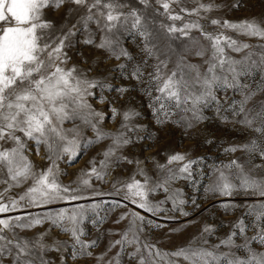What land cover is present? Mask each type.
<instances>
[{"label":"snow or ice","instance_id":"6c2138e0","mask_svg":"<svg viewBox=\"0 0 264 264\" xmlns=\"http://www.w3.org/2000/svg\"><path fill=\"white\" fill-rule=\"evenodd\" d=\"M174 5L179 6L180 0H0V185L5 186L0 191V264H51L49 252L69 249L72 260H91L94 264H122L125 255L135 264H264V251L258 250L264 248V18L237 22L212 18L211 13L221 8L215 0H197L196 7H180L179 12ZM57 12L63 14L59 24L48 18ZM185 16L197 19L186 20ZM202 20L208 23L202 24ZM176 21L183 23L177 25ZM209 27L214 31H208ZM224 30L259 42L240 41ZM193 31L199 35L193 36ZM127 35L136 36L141 44L138 61L124 45ZM161 38L167 40L164 47ZM174 40H186L188 43L181 47L189 54L191 46L198 45L194 55L202 63L193 64L187 56L176 53L169 68ZM78 44L96 52L92 63L78 53L81 63L70 64L73 57L69 51ZM232 53L243 55L236 58ZM108 60L123 62L93 75ZM114 73L136 82L133 87L148 97L161 128L173 123L188 133L204 122V110L212 107L222 123L240 125L248 133L246 142L224 147L223 151L233 156L227 164L205 173L210 181L206 191L225 198L219 205L225 215L243 210L236 220L220 225L205 223L198 235L167 251L157 247L159 240L152 243L144 235L146 228L160 225L139 212L121 213L113 222L119 225L128 220V225L122 232L110 230L109 235L120 238L110 240L97 254L100 237L84 239L87 233L83 225L89 212L93 219L100 217L104 211L100 204L80 205L71 211L63 207L37 214L27 211L85 199L72 193L91 187L92 177L107 179L112 170L126 163L135 166V172L122 184L127 189L123 199L157 215L163 209L148 199V193L157 188L167 192L178 178L192 179L193 166L199 160H187L185 154H170L165 163L153 156L140 159L123 154L122 150L134 142L128 133L136 131L138 126L131 122L139 113L121 112L111 106L114 99L102 94L104 90L115 91L122 98L130 90L113 86L109 77ZM90 97L111 106L109 120L120 117L116 132L100 127L105 113L95 109ZM178 113L183 115L173 120ZM67 123L73 126L67 128ZM84 128H90L95 139L84 137ZM151 138V133L136 137ZM106 139L111 145L103 151V159L89 162L91 167L82 173L77 188L59 182L60 160L67 156L66 162H70L87 146ZM237 152L240 157L234 155ZM29 153L41 156L47 167L38 169ZM148 163L157 172L155 180L148 175ZM174 163L180 166L169 167ZM136 176H142L143 182ZM16 188L23 191L9 195ZM236 195L255 199L237 204L231 199ZM168 198L177 208L185 203L174 196ZM16 212L23 214L6 215ZM180 214L189 215L183 210ZM103 220L100 217V223ZM38 227L44 230L21 235ZM223 227L229 228L228 233L217 236ZM57 229L68 240L53 234ZM117 247L118 251L109 255ZM130 247L133 250L129 252ZM60 259L63 262V255Z\"/></svg>","mask_w":264,"mask_h":264},{"label":"rangeland","instance_id":"374dc122","mask_svg":"<svg viewBox=\"0 0 264 264\" xmlns=\"http://www.w3.org/2000/svg\"><path fill=\"white\" fill-rule=\"evenodd\" d=\"M196 2L197 0H180V5H174L173 7L179 12L180 7H188L189 9L196 7ZM199 2L208 3L209 0H199ZM215 2L220 4L221 8L211 13L212 18H219L222 20L227 19L233 22L251 18H264V0H215ZM235 3H239L241 6L239 8H233L232 5ZM202 15L204 14L202 13ZM62 16V12H57L55 14L50 13L48 18L59 24L62 21ZM185 19L195 20L197 17L185 16ZM175 23L179 25L183 22L176 21ZM201 23L207 24L208 21L202 20ZM207 30L214 31L212 27L207 28ZM224 32L226 35L233 36L234 38L249 44H257L259 42L256 38L236 36L231 30H224ZM192 35L198 36L199 33L193 31ZM171 43L173 51L169 53L172 56V63L169 64V68L173 66V63L177 58L176 53L187 56L188 60L193 64L202 63L201 59L194 55L199 47L198 45H192L190 48L192 54H189L188 51H184L181 47L188 43L186 40H174ZM166 44L167 40L161 38V47H164ZM124 45L137 61L141 58V44L136 36H125ZM78 53H83V56L89 59V63H92L97 55L96 52L89 47L78 44L75 49L69 51V55L73 57L70 64L81 63V57ZM232 55L239 58L243 53H232ZM161 58L163 59L164 56L161 55ZM206 58L207 57H205V59ZM121 62L123 61L108 60L105 63L100 64L99 68L93 73V75L103 73L106 69ZM83 66L87 67L88 65ZM109 80L114 87L118 88L127 86L130 89L122 98L120 97V94L115 91L109 92L104 90L102 93L104 96L115 100V104L111 106H115L121 112L134 110L139 113V116L135 117L131 122L138 126L136 131L134 133H128V135L133 138L134 142L127 145L122 150L123 154L129 156V158L140 159L147 156H153L161 163H165L166 157L170 154H185L187 160H199V162L193 166L192 179L178 178L171 183L169 191L166 192L163 188H157L154 192L148 193V199L153 204H160L163 209V211L157 215L145 213L142 209L137 208L134 204L123 199L127 189L123 188L122 184L129 182L135 172V166L126 163L122 164L120 168L112 170L107 176V179L97 180L95 177H92L91 187H80L79 191L72 193V195L83 196L85 199L70 203L49 205L47 209L33 208L28 209L27 211L32 214H37L48 210L58 211L62 207L68 208L69 211H71L73 208L80 205L87 207L91 204H100L104 209V211L100 213V217L104 218L103 223H100V217H95V219H93L94 214L89 212L83 225L85 232L87 233L84 239L92 240L100 237L99 245L95 249L97 254L104 251L110 240L120 238L118 235H109L108 233L110 230L122 232L128 225V220L123 221L119 225L113 222L121 213L128 214L133 211L139 212L141 215L145 216L148 221L160 225L159 228H146L144 235H147L152 243H156V241L159 240L160 242L157 244V247L167 251L174 250L177 245L184 244L192 236L198 235L201 226L205 223L220 225L222 222L227 223L236 220L243 210L237 209L234 213L225 215L219 207L221 201L225 198L216 197L212 193L206 191L210 181L206 178L205 173H211L216 166L227 164L233 156L226 154L223 151L224 147H227L230 144L246 142L248 139V133L244 131L240 125L234 126L230 123H222L216 116L215 109L212 107L204 110V115L206 116L204 122L197 125L194 129H189L188 133L185 132L183 127L177 126L173 123L166 124L161 128L155 122L153 109L149 104L148 97L143 94V91L140 88L133 87L136 83L134 80L130 81L126 78H122L119 73H114L109 77ZM97 94L100 95L99 92ZM229 95L231 96V92ZM89 100L97 111L105 113L104 123H102L100 127L105 132H116L120 126V117H116L115 120L108 119V117L112 115L109 111L111 106L108 103H98L96 98L93 97H90ZM181 115H183V113H178L173 117V120H178ZM72 126V123H67L65 125L67 128H71ZM150 133L152 134L151 139H136L137 136L147 137ZM83 135L88 139H95V133H93L90 128H84ZM208 140H211L212 143H207L206 141ZM109 145H111V140H101L98 143L87 146V148L82 151L76 159L71 160L70 162H66L69 159L67 156L64 157V159L58 162L60 168L59 182L65 186L77 188L82 173L86 172L91 167L89 162L93 160V158H95L97 162L103 159L102 153ZM43 155L44 150L42 147L41 156ZM234 155L240 157L241 153L237 152ZM29 156L38 169L47 167L48 162L41 159V156H36L33 153H29ZM187 160L185 162H187ZM179 166V164L174 163L169 167L175 169ZM146 170L153 180L157 179V172L152 167L151 163H148ZM136 179L143 182L142 176H136ZM113 185H115V187ZM4 187V185H0V191H3ZM117 189H120V191L118 192ZM22 191V188H16L12 193H9V195L20 193ZM169 196H174L177 200L183 199L185 203L179 205L177 208V206L173 204L172 199L168 198ZM231 199L239 204L247 203L255 198L247 197L245 195H236ZM193 201H195V204ZM117 203L121 206L113 207V205ZM124 205H127V207H124ZM197 205L199 206L197 207ZM180 210L188 212L189 215L187 217L182 216ZM22 214L23 213L16 212L6 215L14 216ZM188 221H191L192 223L188 224ZM47 227L48 225H44V228ZM44 228L38 227L30 232L21 233V235L31 236L34 233L43 231ZM173 229H177V231L173 232ZM228 231V227L219 228L217 236L223 237ZM53 234H57L58 238L62 241L68 240V237L63 233H59L58 229L55 230ZM168 236H171V240L167 239ZM213 242H215V240H213ZM118 247L113 249L109 255H114L118 251ZM132 250V247L127 249L129 252ZM258 250L264 251V248ZM61 255H63V262L60 259ZM47 258L51 261V264H94L91 260H72L70 249L63 253L55 251L49 252ZM122 264H135V261L130 262L125 255L122 257ZM161 264H163V262H161Z\"/></svg>","mask_w":264,"mask_h":264}]
</instances>
